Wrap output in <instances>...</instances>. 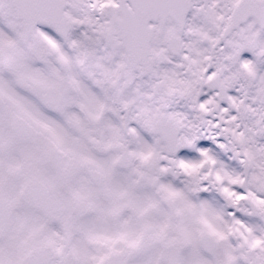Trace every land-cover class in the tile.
<instances>
[{"label": "snow or ice", "instance_id": "obj_1", "mask_svg": "<svg viewBox=\"0 0 264 264\" xmlns=\"http://www.w3.org/2000/svg\"><path fill=\"white\" fill-rule=\"evenodd\" d=\"M0 264H264V0H0Z\"/></svg>", "mask_w": 264, "mask_h": 264}]
</instances>
